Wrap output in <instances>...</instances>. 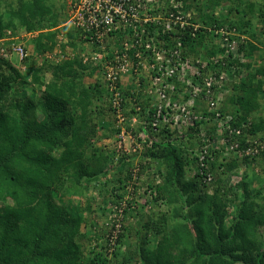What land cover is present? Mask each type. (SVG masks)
<instances>
[{
	"label": "trees",
	"instance_id": "1",
	"mask_svg": "<svg viewBox=\"0 0 264 264\" xmlns=\"http://www.w3.org/2000/svg\"><path fill=\"white\" fill-rule=\"evenodd\" d=\"M183 3L186 10L195 8L202 27L234 29L238 35L229 39L240 41L237 53L246 62L229 58L210 69L229 72V95L218 111L230 115L231 126L246 125L238 137L240 152L224 155L222 146L211 148L213 160L207 173L212 180L205 183L197 172L187 173L188 165L195 161L194 147L200 143L198 127L190 130L181 145L162 138L147 149L144 156L156 161L159 168L145 186L152 190L150 197L145 195L146 203L163 210L157 213L156 222L149 217L140 220L141 228L135 233L140 243L135 249H130V225L134 218L138 220L136 212L143 206L136 199L141 181L127 183L132 160H121L125 175L122 179L120 173L111 174L119 185L102 189L110 196L100 208L108 214L104 222L110 223L114 207L124 201L117 239L108 254L104 231L93 238L94 248L85 252L83 242L93 236L90 225L94 222L85 221L84 214L92 210L89 204L79 208L73 198L86 191L83 183L110 175L114 166L112 155L98 145V140L115 133L113 118L105 119V108L107 114L112 115V110L103 100L104 88L100 82H83L100 66L97 69L82 62L76 31L66 27L65 42L58 43L59 61L44 58L37 64L33 56H27L21 70L0 56V264H129L135 259L138 264H264V179L253 188L249 169V164L258 163L264 173V3L257 14H253L251 0ZM3 5L0 38L4 42H15L13 36L25 28L37 32L31 39L33 52L42 55L53 50L58 26L67 17L60 12L63 7L56 8L48 0ZM258 24L260 31L256 30ZM206 29H199L194 40L186 32L182 34L180 40L189 47L190 58H207L225 50L207 44L213 33ZM45 73H49L48 79ZM18 83L28 85L23 89L30 94L38 92L36 101L19 91ZM201 114L208 121L214 113L203 109ZM212 121L204 128L211 144L218 141V127ZM199 124L205 127L207 122ZM250 146L256 153H245ZM241 166L248 167L246 173ZM237 171L238 180L227 182ZM155 178L160 182L154 184ZM112 182L106 180L103 185ZM60 195L71 204H58L55 200ZM84 227L88 228L82 230Z\"/></svg>",
	"mask_w": 264,
	"mask_h": 264
},
{
	"label": "built area",
	"instance_id": "2",
	"mask_svg": "<svg viewBox=\"0 0 264 264\" xmlns=\"http://www.w3.org/2000/svg\"><path fill=\"white\" fill-rule=\"evenodd\" d=\"M64 1L67 17L62 25L76 31L74 37L84 48L82 62L92 67L100 66V70L97 69L114 120L115 155L112 163L127 156L125 161L135 157L130 167L131 179L127 183L142 182L145 168L157 164L144 156V152L155 142L164 138L181 145L195 127L199 130L200 143L192 152L195 161L188 165L187 172H197L205 183L210 182L212 178L207 171L213 160L211 148L222 146L224 155L234 153L239 147L238 137L246 126H231L230 115L218 111L229 92L227 84L230 76L227 70L217 72L210 69L212 65H223V61L229 58L239 57L240 62H246L237 53L240 41L229 39L237 35L234 29L224 31V28L212 30L202 27L196 20L197 14L184 9L183 0ZM201 28L213 33L212 44L225 50L203 59L190 58L187 55L189 47L184 46L180 39L186 32L194 40ZM0 40V56L3 58L9 54L17 55L19 60L27 57L20 45L4 46V40ZM169 42L174 45L170 46ZM56 54H60L58 49L40 56L51 59ZM230 69L233 70V67ZM203 109L213 111L211 120L207 121L201 114ZM212 120L218 127L215 132L218 141L214 139L211 144L204 128L212 125ZM201 121L207 122V125L200 127ZM224 134L227 138L222 136ZM257 143L263 146L259 141ZM251 148L248 147L245 153H256ZM153 171L157 172L155 168H150L146 174ZM159 182L160 179L155 178L154 184ZM151 192V189L144 188L141 195L150 197ZM123 205L124 201L114 207L108 217L110 223L105 224L104 238L110 243L108 254L120 231L119 218L122 217Z\"/></svg>",
	"mask_w": 264,
	"mask_h": 264
},
{
	"label": "rangeland",
	"instance_id": "3",
	"mask_svg": "<svg viewBox=\"0 0 264 264\" xmlns=\"http://www.w3.org/2000/svg\"><path fill=\"white\" fill-rule=\"evenodd\" d=\"M2 1V5L0 4V10H2L4 7L3 4H8L9 5L11 4V6L14 7V5H16V1L17 0H1ZM253 3V14H257L258 10L259 9H262V6H260V3H264V0H251ZM49 3H51L53 6H55L56 8L60 7L62 8V10L60 11L61 14L63 13L65 16H66V10H65V3H64V0H48ZM259 4V8L255 9L257 7V5ZM242 8H246L244 7L245 5L244 4H241ZM192 13L195 12V8L191 7V9H189ZM218 11L220 12V10L218 9ZM225 12V9L224 11ZM194 14H197L196 12ZM241 16L242 14L239 13L238 16ZM66 19V17H65ZM65 22V21H64ZM64 23H61L59 24L58 26V29L60 31L59 35L57 36V38H60V37H63V42L65 41V32L66 30L64 29L63 25ZM25 28H21L19 30V32H17L15 34V36H13V40H15L16 44H19V43H22L23 47L25 48L27 54L29 55V57H32L34 56L35 57V52H33V46H32V43H31V39H33L34 35H27V33H25ZM211 37V36H210ZM5 41V40H4ZM214 40H212V38L209 40H207V44L208 45H213ZM1 42V40H0ZM11 41H6L3 45L4 46H7L8 44H11L10 43ZM1 46V44H0ZM78 50L80 51V53H83V50L84 48L82 47L81 44H79V48ZM202 52H204V49L202 48L201 49ZM77 51H73V53H76ZM57 57V56H56ZM36 61H37V64L38 63H41L42 62V59L43 58H40L36 55ZM203 59V58H202ZM6 61H8V63L15 67V68H19L21 70L24 69V66L21 65V62H19V58L15 55V54H9L7 56V58L5 59ZM255 61H258L257 58H255ZM253 64V63H252ZM255 64H258L257 62H255ZM49 73H45V78L48 79L49 78ZM100 78H101V75H100V72L98 70H94V72L92 73V76H86L84 79H83V82L85 85H88V84H95L96 82H100L101 84V81H100ZM97 84V83H96ZM17 86H19L17 89H20L19 91H23V93L25 92L27 94L28 97H30L32 99V101H36V97L38 96V92L35 91L34 94H30L28 93L27 91H25L23 88H26L28 85L26 86H20V84L18 83ZM22 93V94H23ZM263 102H264V99H263ZM97 103V102H96ZM106 113H105V119H112V116L110 114H107L108 113V109L105 108L104 110ZM36 115L40 118V114L37 112ZM104 129V128H103ZM111 129V128H110ZM100 132H102V130L100 129ZM114 133H111V135L108 137V138H101L99 141V144L104 150H107L111 155H112V158L113 156L115 155V149H114ZM195 148V147H194ZM128 158V156L126 157ZM125 158V159H126ZM135 158V157H134ZM131 159L132 161L134 160ZM138 158V157H136ZM140 158L142 159V156H140ZM124 158H120L119 161H116L115 164H113L114 166H112L110 168V175L106 176V177H103L101 178L99 181H95L94 182H91V183H83V187L87 188L85 192H83V194L81 195H78V196H74L73 198V201L75 200L76 201V205L79 207V208H82L84 209L86 205H90L91 206V212H85L84 214V218H85V221H87L88 223H93V226L90 225L91 227V236L90 238L86 239V241L83 242V248H85V252L86 251H89L90 249H93L94 248V240L93 238L98 235V236H101L104 231H106V225L107 223L104 222L105 219H107V216L108 214L106 212H102V210L100 209L101 206H104L105 204L104 203H107L108 202V199H109V196L108 194L106 193H102V189L103 190H110L111 189V186H118L119 185V181L117 180V178L115 179H112L113 177L111 176L112 173H120L119 178H122L124 177L125 175V172H126V169L123 168V166L120 164L122 163L121 160L125 161ZM126 162V161H125ZM122 167V168H121ZM147 169L146 170H149L150 168H159L157 166V164L152 167V166H147L146 167ZM241 170H243V172L246 173V170L248 167H245V166H241L240 167ZM249 169H251V172L250 173V176H254L253 177V180L251 181V184H252V187L253 188H256L259 186L260 184V181L261 179H264V173L262 172L261 170V166L258 165V163H251L249 164ZM146 170H145V176H144V179H143V183L141 182L140 183V188L138 189V196L136 197L137 199V202H138V206L140 207V205H143L141 206L140 209L137 210L136 212V217L138 218L137 219H133L131 220V224L130 225L132 228L130 229V240L131 241V245H130V249H135V246L140 243L139 241V237L136 239V232H138L141 228V219H146V218H152L154 222L157 221V218H159V215L157 213H159V211H162L163 208H155L151 203H146V198L144 197V195H141L139 196V194H142V190L145 188V186H147V183L149 180H153L151 178V175L153 173V175L156 173L155 171H153L151 174H146ZM238 171H239V168H238ZM238 171L237 173L234 174V176H230L229 178H227V182H230V183H234L235 181L238 180L239 176H238ZM115 174V175H116ZM114 175V176H115ZM152 175V176H153ZM255 176L257 177V179H255ZM106 180H113L112 183H107L105 185H103L104 182H106ZM73 197V196H72ZM58 204H68L70 205L71 203L69 202V200L64 196V195H60L56 198L55 200ZM104 204V205H103ZM231 210V209H230ZM140 212V213H138ZM106 213V214H105ZM143 214V215H142ZM106 224V225H105ZM85 228H88V227H84L82 230H84ZM260 232H263V230L261 229ZM155 239H154V243H155ZM153 243V241H152ZM151 244V243H149ZM93 247V248H92ZM129 264H138L136 259L134 261H131Z\"/></svg>",
	"mask_w": 264,
	"mask_h": 264
},
{
	"label": "clouds",
	"instance_id": "4",
	"mask_svg": "<svg viewBox=\"0 0 264 264\" xmlns=\"http://www.w3.org/2000/svg\"><path fill=\"white\" fill-rule=\"evenodd\" d=\"M64 3H65V10H66V9H67V8H66V2L64 1ZM66 14H67V13H66ZM25 33H27V35H31V36H32V35H34V36L37 35V32H27V31H25ZM58 35H59V34H58ZM58 35H57V36H58ZM34 36H33V37H34ZM57 36H56L57 44L55 45V47L53 48V50H52L51 52L55 51L56 49H58V50L60 51L58 43H59V42H63V37H62V38H57ZM64 42H65V41H64ZM10 43H11V45H12V44H14V45H20V46L24 49V51L26 52V50H25V48L23 47L22 43L16 44V42H13V41H11ZM80 44H81V43H80ZM9 45H10V44H8V46H9ZM81 45H82V44H81ZM26 53H27V52H26ZM36 55H37L38 57H40V58H43V57H41L39 54L36 53V54H35V57L33 56V58H34L35 61H36V59H35V58H36ZM16 56H17V55H16ZM27 56H29V55L27 54ZM59 56H61V53L58 54V57L55 56V61H56V60L59 61ZM5 59H6V58H5ZM43 59H44V58H43ZM43 59H42V60H43ZM23 60H24V59H23ZM23 60H19V62H21V65H22V66H24V64H23ZM51 60L53 61V58H52ZM36 62H37V61H36ZM38 64H40V63H38ZM100 81H101V79H100ZM88 85H89V84H88ZM93 85H94V84H93ZM100 85H101V87H102V81H101V84H100ZM103 100L107 103L105 96L103 97ZM107 105H109V104L107 103ZM110 115H111V114H110ZM111 116H112V115H111ZM155 169H156V168H155ZM187 173L190 174L189 172H187Z\"/></svg>",
	"mask_w": 264,
	"mask_h": 264
},
{
	"label": "crops",
	"instance_id": "5",
	"mask_svg": "<svg viewBox=\"0 0 264 264\" xmlns=\"http://www.w3.org/2000/svg\"><path fill=\"white\" fill-rule=\"evenodd\" d=\"M262 26L260 25V24H258L257 26H256V30H258V31H260V28H261ZM260 36V35H259ZM254 58H256L255 56H254ZM229 95V92H228V94H227V96Z\"/></svg>",
	"mask_w": 264,
	"mask_h": 264
}]
</instances>
